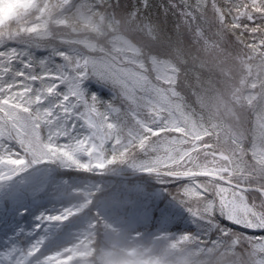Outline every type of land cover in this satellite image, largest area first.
Wrapping results in <instances>:
<instances>
[{"label":"snow or ice","instance_id":"obj_1","mask_svg":"<svg viewBox=\"0 0 264 264\" xmlns=\"http://www.w3.org/2000/svg\"><path fill=\"white\" fill-rule=\"evenodd\" d=\"M169 3L184 6L175 37L139 9L118 17L111 0H0V181L41 159L179 180L175 198L217 237L184 233L178 242L194 240L216 264H264V0ZM90 76L114 96L88 93ZM84 196L44 219L67 220L91 202ZM217 215L260 234L221 226ZM43 243L11 264H31ZM120 243L101 247L91 225L37 264H109Z\"/></svg>","mask_w":264,"mask_h":264},{"label":"trees","instance_id":"obj_2","mask_svg":"<svg viewBox=\"0 0 264 264\" xmlns=\"http://www.w3.org/2000/svg\"><path fill=\"white\" fill-rule=\"evenodd\" d=\"M111 4V11L118 17L126 16L134 9H139L140 14L156 23L166 36L171 37L176 35V26L181 23V10L184 7L179 3L176 7H173L169 0H148L146 8L141 6V0H111ZM181 35L186 44H191V33L186 28L182 27ZM227 39L230 43L234 40V37L229 33ZM46 54L45 50H37V55ZM88 91L95 93L105 101L114 96L112 89L99 87L95 82L89 83ZM184 94L188 102L193 107H197L195 104L196 98L191 95V89L186 90ZM121 166H125V164L110 166L101 174L92 176L94 183L100 185V187L91 191V202L87 204L88 206L84 208L83 212L72 216L67 222L63 221L61 226L53 232H47L39 254L44 251L48 253L58 250V248L51 249L52 245L57 246L65 243L64 245L67 246L71 244L67 242V240L72 239L74 234L73 231L69 232V229H72L70 224L80 218L83 213L88 212L91 205L94 206V211H97L94 220L96 237L100 244L108 243L114 236H119L121 242L140 244L159 250L184 233L200 234L202 238L206 233L208 239H216L215 229H208L203 222H198L188 212L187 208L175 198L182 181L172 180L167 183H157L153 181V179H156L153 174L132 177L114 174L130 173V171H118L117 168ZM48 169L53 171L54 167H48ZM16 173L20 174L10 180L0 182V229L4 220L7 223L21 218L23 221L19 223V226L24 225L29 220L30 212L20 203L29 200V196L32 195L35 188L34 186H28L30 181H23L24 178L28 177L24 169L18 170ZM42 175L43 173L38 174V180L43 178ZM135 183H142L148 191L134 187ZM155 187L160 188L161 194L153 197L149 192V188ZM35 194L41 196L37 191ZM173 201L175 202L173 203ZM90 215H94V212ZM110 221L115 222L114 228L107 227ZM217 223L235 231L260 234L256 230L235 225L220 215H217ZM43 232L46 231L43 230ZM4 234L10 237V243L16 245V249L20 245L23 247L22 249L26 248L27 240L23 228L21 232L16 234L6 232ZM64 245L62 247H66ZM36 255L34 258H37ZM32 258H30L31 262Z\"/></svg>","mask_w":264,"mask_h":264},{"label":"rangeland","instance_id":"obj_3","mask_svg":"<svg viewBox=\"0 0 264 264\" xmlns=\"http://www.w3.org/2000/svg\"><path fill=\"white\" fill-rule=\"evenodd\" d=\"M90 82H95L99 87L111 89L106 84L100 82L97 78L90 76L81 85V87L84 88L88 93H91L88 91ZM60 87L62 91L66 89V85H61ZM76 132H82V130L79 128V123L77 124ZM73 134L76 133L74 132ZM59 140L61 143H66L67 137H60ZM10 147L14 148L17 151H20L19 146L14 142L10 143ZM79 159L85 160L87 159V157L81 155ZM48 167H54V170L51 171L48 169ZM23 169L24 172L28 174V177L24 178L23 181H30L28 186H34L35 188L34 192H32V195L29 196L30 199L20 203L21 206H23L30 212V216L28 222L20 226L19 223L23 221V219L21 218H18V220L14 221L12 220L7 223H5L6 220H4L0 229V264H11V260L15 257L16 253L23 248L20 245V247L16 249V245L10 243V237L7 234H4V232L16 234L21 232L23 228V230H25V239L27 240L26 248H28L32 244L31 242H35L36 240H39L41 238L44 240V238H46L47 232L50 233L58 229L63 222L48 221L44 219V217L49 215H56L61 213L65 208L83 204L85 200L84 193H91L92 190L100 187V185L94 183V181L92 180V176H96L104 172L88 171L74 166H67L60 161H52L47 159H41L38 162L29 161L27 166ZM117 170L130 172L134 171L126 164L125 166L117 168ZM41 173H43V178L38 180V174ZM153 181L157 183L160 182L157 179H153ZM34 182H36V184H34ZM134 187L146 192L148 191L145 189L146 187L142 183H135ZM149 190L150 194L153 197L161 194L160 188H149ZM36 191L37 193L41 194V196H37L35 194ZM91 197L92 195L89 197L90 200ZM174 202L175 201H173V203ZM87 204L83 208H81L79 212H76L75 215L83 212L84 208L88 206ZM93 207L94 206L91 205L88 208V212L83 213L80 218L70 224L72 229H69V232L73 231L74 234L72 239L67 240V242H74L75 238L78 237L83 231L88 229L91 225H95L94 216L96 218L97 211H94ZM92 212H94V215H90ZM71 217L65 220V222L70 220ZM107 227L110 229L114 228L115 222H108ZM43 230L46 232H43ZM64 244L57 246L52 245L51 249L58 248L59 250ZM51 252L52 251L47 253V251H44L42 254L37 253V258L33 257L31 264H37V261L43 255H47Z\"/></svg>","mask_w":264,"mask_h":264},{"label":"clouds","instance_id":"obj_4","mask_svg":"<svg viewBox=\"0 0 264 264\" xmlns=\"http://www.w3.org/2000/svg\"><path fill=\"white\" fill-rule=\"evenodd\" d=\"M100 246L107 247L108 243ZM109 264H216V261L205 255L194 240L181 243L176 238L159 250L121 242Z\"/></svg>","mask_w":264,"mask_h":264},{"label":"water","instance_id":"obj_5","mask_svg":"<svg viewBox=\"0 0 264 264\" xmlns=\"http://www.w3.org/2000/svg\"><path fill=\"white\" fill-rule=\"evenodd\" d=\"M139 173H146V172H141V171H139V172H136V173H133V174L125 175V176H132V175H136V174H139Z\"/></svg>","mask_w":264,"mask_h":264},{"label":"bare ground","instance_id":"obj_6","mask_svg":"<svg viewBox=\"0 0 264 264\" xmlns=\"http://www.w3.org/2000/svg\"><path fill=\"white\" fill-rule=\"evenodd\" d=\"M139 172V171H138ZM142 174H145V173H139L138 175H142Z\"/></svg>","mask_w":264,"mask_h":264}]
</instances>
